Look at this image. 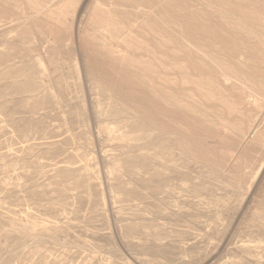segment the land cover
I'll list each match as a JSON object with an SVG mask.
<instances>
[{"label":"rangeland","instance_id":"374dc122","mask_svg":"<svg viewBox=\"0 0 264 264\" xmlns=\"http://www.w3.org/2000/svg\"><path fill=\"white\" fill-rule=\"evenodd\" d=\"M214 1L0 0V264H264V0L227 51Z\"/></svg>","mask_w":264,"mask_h":264},{"label":"bare ground","instance_id":"6f19581e","mask_svg":"<svg viewBox=\"0 0 264 264\" xmlns=\"http://www.w3.org/2000/svg\"><path fill=\"white\" fill-rule=\"evenodd\" d=\"M216 1L218 2L219 5H221V7H219L216 3L214 4L209 3V5L212 7L210 12L206 14L202 10H196V13L193 17L186 18L184 21L185 26L188 27L189 25L197 29L199 39L202 41L201 43L203 42L206 43L208 41L212 43L213 46L216 47L217 46L216 41H218L220 43L225 44L223 45L224 47L222 48V50L224 51L231 49L229 48L226 50V48H228L227 46L231 45L233 48L236 47L233 42L234 34L230 32V29H228L231 24L233 23L235 24V20H234L235 17L233 18L232 15L234 16L238 15V20H240V24L242 26H245L246 28L248 27L247 25L253 24V22H256V21L263 22V16L260 14L257 8H255L253 11L249 10V7H252L253 5L249 0H216ZM223 3H224V6H223ZM214 6H217V7H214ZM200 9H203V8H200ZM236 11H238L237 15L235 14ZM215 20H219L220 22L216 24L214 23ZM249 32L250 31H248V33ZM205 53H206V57H208L209 51ZM211 61L213 60L211 59Z\"/></svg>","mask_w":264,"mask_h":264}]
</instances>
